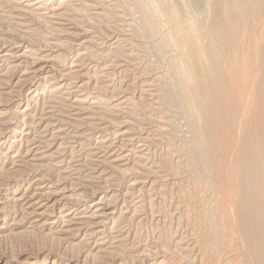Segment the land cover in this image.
Wrapping results in <instances>:
<instances>
[{
	"label": "bare ground",
	"instance_id": "bare-ground-1",
	"mask_svg": "<svg viewBox=\"0 0 264 264\" xmlns=\"http://www.w3.org/2000/svg\"><path fill=\"white\" fill-rule=\"evenodd\" d=\"M255 20L264 0H0V264H264Z\"/></svg>",
	"mask_w": 264,
	"mask_h": 264
},
{
	"label": "rangeland",
	"instance_id": "rangeland-1",
	"mask_svg": "<svg viewBox=\"0 0 264 264\" xmlns=\"http://www.w3.org/2000/svg\"><path fill=\"white\" fill-rule=\"evenodd\" d=\"M119 1H120V0H119ZM121 1H122V0H121ZM67 22H68V21H67ZM254 22H256V23H255L256 25L258 24V27H259V28H258V31H259V33H261L260 35L264 36V28H262L264 25L262 24V22H261V21H256V20H255ZM254 22H253V23H254ZM65 23H66V22H65ZM259 25H260V26H259ZM262 25H263V26H262ZM46 64H49V63H46ZM54 67H55V66H54ZM56 68H57V67H56ZM70 88L72 89V86H71ZM71 89H70V90H71ZM58 101H59V100H54V103H49V102H48V99H47V105H46V107H47L46 110H47V111L45 110V112H46L47 114H49L50 112H51V113H54V110H55V113H56L57 115L54 113V117L59 116L58 113H57L56 111H58L59 109H62V107H61V103L58 102ZM55 102L58 103V104H55ZM54 104H55V105H54ZM49 105H51V107H48ZM56 105H57V107H56ZM58 105H59V106H58ZM53 106H54V107H53ZM59 107H60V108H59ZM67 108L69 109V107H67ZM50 109H51L53 112H52V111L48 112ZM53 109H54V110H53ZM70 111H71V110H70ZM58 112H59V111H58ZM123 116H124L123 114H119V118H118L117 120L121 121L122 118H124ZM67 126H68V125H67ZM67 126L64 125L63 127L60 128L61 130L58 129V128H54V129L52 130V132H53L54 134H55V132H56V134H58L59 132H63V130H64V132H65V131H66V132H70V131H71V127H67ZM66 127H67V128H66ZM63 128H65V129H63ZM62 129H63V130H62ZM69 129H70V131H69ZM59 130H60V131H59ZM50 133H51V131H49L48 133H45L46 135L44 134V135L46 136V138H49V136L51 135ZM71 134H72V133H71ZM61 135H62V136H61ZM58 136H59V138L63 137V133H62V134L60 133V135H58ZM58 136L55 138L56 140L53 141V142H54V143H52L53 145L51 144V145H52V148H51V147H50V148L52 149V151L55 150L56 147H57V143L59 142V141H58V140H59ZM178 139H179V138H178ZM56 141H57V142H56ZM69 141H70V143H67L68 145H69V144H70V145H73V146H76V145H77V143H71V139H70ZM55 144H56V145H55ZM67 144H66V145H67ZM54 145H55L56 147H54ZM68 145H67V146H68ZM70 145H69V146H70ZM89 147H91V146H87V148H84L85 150H84V149H81V152H80L79 154L77 153V154L74 155L75 158L73 157V158L71 159L72 161L70 160V166H71V167H69L68 169H70L72 172H75L76 167H78V166L83 162V158H87V157H88V156L86 157L84 154H85V153H88V151L91 152V149H90ZM50 148H42V149H39V151H40V150H43V149H44V150L49 149V150L44 151V152L47 154V153H48L47 151H49V153L51 152ZM78 148H79V147H77L76 149H78ZM86 149H87L88 151H87ZM39 151H38V152H39ZM84 151H85V153H83ZM42 153H43V151H42ZM68 155H69V153H67V156H68ZM81 155H82V156H81ZM55 156H56L55 158H54V157H50V158H51V159L54 158V159H56V160H60V159H62L63 157H64V158L66 157V161H67V159L69 158V157L66 156V154L63 155V156H61V157H59L57 154H56ZM80 156H81V157H80ZM46 157H47V156H46ZM76 157H77V158H76ZM93 157H94V156H92V158H93ZM58 158H60V159H58ZM78 158H79V159H78ZM44 159H45V161L48 160L47 158H44ZM73 159H74V160H73ZM77 159H78V160H77ZM77 163H78V165H77ZM79 163H80V164H79ZM71 164H72V165H71ZM82 164H83V163H82ZM92 164H94V163H92ZM92 164H91L90 166H95V164H94V165H92ZM73 165H75L76 167L73 166ZM80 166H81V165H80ZM90 166H89V167H90ZM72 168H73V169H72ZM91 168H93V167H91ZM88 169H89V168H87V170L84 169L83 172H85V173H86V172L89 173L90 170H88ZM95 170H96V168H95ZM97 172H98V171H97ZM97 172H95L96 175L98 174ZM87 173H86V174H87ZM95 179H97V178H95ZM94 181H96V180H94ZM97 181H98V179H97ZM160 211H163V210H160Z\"/></svg>",
	"mask_w": 264,
	"mask_h": 264
}]
</instances>
